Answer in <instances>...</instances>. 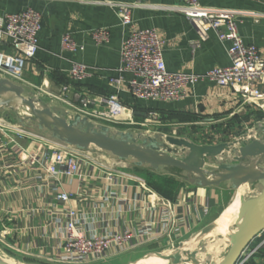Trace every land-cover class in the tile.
I'll list each match as a JSON object with an SVG mask.
<instances>
[{"label": "crops", "instance_id": "1", "mask_svg": "<svg viewBox=\"0 0 264 264\" xmlns=\"http://www.w3.org/2000/svg\"><path fill=\"white\" fill-rule=\"evenodd\" d=\"M92 1L0 0V13H15L31 6L41 14L38 49L34 57L25 60L22 80L15 81L41 107L72 115L74 106L78 105L74 93L105 96L115 92L125 107L124 114L135 122L149 119V113L154 112L159 120H147L148 129L166 131L198 144L233 141L245 132L249 135L264 123L261 102H243L231 87L208 80L190 86L187 95L177 101L165 103L135 98L128 89L129 74L119 71L120 44L126 30L120 27L114 9ZM114 1L142 4L131 10L132 24L156 29L164 41L167 70L201 74L212 67L230 64L229 41H220L212 33L198 47H191L190 43L197 39L193 25L181 13L162 7L181 0ZM199 2L260 13L257 21L245 17L238 28L243 41L255 46L264 57V3L254 0ZM97 27L109 30L107 44L93 43L89 33ZM65 32L71 34L77 45H83L82 51L62 49L60 37ZM0 49L11 50L6 42L0 44ZM72 61L86 65L88 75L83 80L70 78L68 69ZM62 85L68 87L63 96L60 95ZM260 89L264 90V84ZM57 96L64 97L65 101ZM19 114H24L21 107L16 110L0 107V117L35 134L18 139L14 134L0 132V251L13 262L102 264L110 257L130 251L174 247L214 221L231 201L234 189L228 181L199 185L179 169H152L146 164H136L132 158L119 159L95 147L75 151L80 159L74 175L50 176L45 171L48 155L62 142L31 121H19ZM60 190L71 194L68 202L55 199ZM165 201L170 204V213ZM70 209L74 210L77 229L88 237L112 235L122 229H129L132 237L122 244L113 242L101 256L67 252L63 249V240ZM201 222L202 226L193 230ZM263 231L249 246L255 250L248 257L256 264H264Z\"/></svg>", "mask_w": 264, "mask_h": 264}, {"label": "built area", "instance_id": "2", "mask_svg": "<svg viewBox=\"0 0 264 264\" xmlns=\"http://www.w3.org/2000/svg\"><path fill=\"white\" fill-rule=\"evenodd\" d=\"M264 3V0H254ZM95 4L106 5L116 12L120 27L124 28L125 34L120 44L119 71L129 74L127 81L131 94L142 100L159 102H171L184 98L187 89L202 80H208L220 86H229L236 91L243 102L260 103L264 105V57L258 49L243 41L238 25L245 17H252L255 21L260 13L202 5L199 0H181L180 3L162 6L177 11L184 15L193 25L197 39L190 45L198 47L205 41L209 34L215 35L220 40L229 41L228 55L230 64L227 66H215L204 73L198 74L190 71H169L166 68L163 57L164 41L156 29L139 28L132 24L131 10L142 6L139 2H122L114 0H94ZM41 28V14L38 10L27 6L15 13H0V44L6 42L10 51L0 49V75L9 77L13 81H21L25 60L35 56L38 49V33ZM90 36L95 45H105L109 42L110 33L105 27H97L90 30ZM62 49L67 51H82L83 45H77L70 33L65 32L60 37ZM68 74L73 81H81L87 75V67L81 61H72ZM116 81V79H110ZM60 95L68 91V87L61 86ZM62 101L64 97L57 96ZM74 98L78 105L74 106L72 115L78 113L81 117L92 122L95 126H107L111 132L130 131L133 135L142 133L155 135L161 133L171 135L166 131H151L146 126L147 120H159L156 113L150 112L149 119L135 122L131 116L125 115V107L115 92L107 95H89L76 92ZM252 100V101H251ZM67 115H71L67 113ZM126 126L121 129L118 126ZM135 126L137 129L131 131ZM131 128V130H126ZM140 129V130H138ZM0 132L18 139H26L35 136L17 124L8 122L0 117ZM79 149L67 144H60L53 148L48 155L45 171L48 175L72 176L77 170L80 156ZM60 166V168H58ZM71 194L60 190L55 194V199L60 202H68ZM166 210L170 213V204L164 202ZM74 210L68 211L66 220V232L63 240V249L67 252H76L82 255L96 253L98 256L109 246L116 242L122 244L132 237L129 229H122L112 235L94 234L86 236L77 229L73 219ZM255 250V249H254ZM242 256L237 264H243L248 254ZM247 251V250H246Z\"/></svg>", "mask_w": 264, "mask_h": 264}, {"label": "water", "instance_id": "3", "mask_svg": "<svg viewBox=\"0 0 264 264\" xmlns=\"http://www.w3.org/2000/svg\"><path fill=\"white\" fill-rule=\"evenodd\" d=\"M2 106L12 110L23 108L24 114L17 116L19 121H31L52 138L77 149L95 147L119 159L132 158L136 164H146L152 169H179L199 185L228 181L236 190L242 184H255L258 189L255 194L240 201L225 254L219 261L206 264H237L264 230V123L249 135L245 132L233 141L215 144H198L174 135L163 137L161 133L145 136L142 133L134 136L130 131L111 133L107 126H95L78 113L61 115L48 106L41 107L34 97L25 95L22 85L0 75ZM10 262L0 258V264H16Z\"/></svg>", "mask_w": 264, "mask_h": 264}, {"label": "rangeland", "instance_id": "4", "mask_svg": "<svg viewBox=\"0 0 264 264\" xmlns=\"http://www.w3.org/2000/svg\"><path fill=\"white\" fill-rule=\"evenodd\" d=\"M121 129H125V128H121ZM126 130H131V128L130 129L126 128ZM135 130L136 129H132L131 131H135ZM111 133H114V132H111ZM249 187H250L249 195L255 194V192L258 190L255 184L249 185ZM233 194H234V190L231 191L230 200H232ZM226 207L227 206H225V208ZM214 221H212L205 227L201 228L200 230H203L204 228L205 229L208 228L210 225H212ZM202 224L203 222L195 226L193 230H198L202 226ZM234 228L235 226L231 225V230H233ZM190 235L189 236L185 235L187 236L185 240H187L190 237ZM185 240L179 243H175L174 247L167 248L166 246V247H162L157 250H151V251L150 250L147 251V249H143V250H138V251L126 252L124 254H121L115 257H110L106 259L105 261H103L102 264H123L127 262L128 260H131L134 258L136 259L128 264H206L207 262H210V261H219L223 257V255L225 254L229 246V242L224 240V236L216 235L214 237H210L209 239L204 238V239L199 240L197 242L199 244L196 243L195 247L193 249H190V251L181 250V247L183 243L185 242ZM215 242H219L218 246L216 245H212V247L208 246L209 244L211 243L213 244ZM251 250H254V249L248 248L246 253L250 252ZM186 253H189V255H186ZM174 254H178L179 257L177 259H174L175 256H172ZM192 254L194 255L192 256ZM191 256L192 258H190ZM0 258L8 259L9 257L7 255H4V253L0 251Z\"/></svg>", "mask_w": 264, "mask_h": 264}, {"label": "bare ground", "instance_id": "5", "mask_svg": "<svg viewBox=\"0 0 264 264\" xmlns=\"http://www.w3.org/2000/svg\"><path fill=\"white\" fill-rule=\"evenodd\" d=\"M249 193H250V187L248 184L240 185L234 191V194H233V197L230 203L222 211V213H220V215L216 218V220L212 223V225H210L208 228L204 230L198 231L197 233H192L190 237L183 243L181 250L190 251V249H193L195 247L196 243L199 240L204 239V238L209 239L210 237H214L216 235L224 236V240L228 241V234L232 231L231 225H234V221H235V217H236V214L239 208L240 201L242 198L245 199L249 195ZM218 243L219 242H215L213 244L211 243L208 246L209 247H212V245L218 246ZM7 260L13 262L12 259L11 260L7 259Z\"/></svg>", "mask_w": 264, "mask_h": 264}, {"label": "trees", "instance_id": "6", "mask_svg": "<svg viewBox=\"0 0 264 264\" xmlns=\"http://www.w3.org/2000/svg\"><path fill=\"white\" fill-rule=\"evenodd\" d=\"M118 127L125 128L126 126L119 125ZM171 168H172V167H171ZM172 169H173V168H172ZM253 245H256V241H255V243H253ZM243 264H256V263L253 261L252 257L250 256V257H248V258L244 261Z\"/></svg>", "mask_w": 264, "mask_h": 264}]
</instances>
